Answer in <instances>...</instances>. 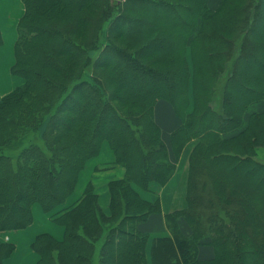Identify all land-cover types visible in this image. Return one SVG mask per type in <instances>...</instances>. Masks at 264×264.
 I'll return each instance as SVG.
<instances>
[{
  "label": "trees",
  "instance_id": "obj_1",
  "mask_svg": "<svg viewBox=\"0 0 264 264\" xmlns=\"http://www.w3.org/2000/svg\"><path fill=\"white\" fill-rule=\"evenodd\" d=\"M211 1L23 0V82L0 100V230L66 204L104 142L125 168L110 213L91 180L62 207L64 237L39 234L37 264H264V0ZM160 100L180 117L170 145ZM190 143L186 205L151 240L140 224L162 205L136 186L166 185ZM14 250L0 241V264Z\"/></svg>",
  "mask_w": 264,
  "mask_h": 264
},
{
  "label": "crops",
  "instance_id": "obj_2",
  "mask_svg": "<svg viewBox=\"0 0 264 264\" xmlns=\"http://www.w3.org/2000/svg\"><path fill=\"white\" fill-rule=\"evenodd\" d=\"M8 2H12L13 4L15 0H0V29L3 36V42L0 44V64L2 63L4 66L0 69V100L4 95L15 89L20 82L22 83V78L12 72V66L15 63L17 24L22 14L18 13L19 16L10 14L7 6ZM16 2L21 4V10L24 14L25 7L23 0H16ZM255 108L263 109L264 101L255 103ZM155 118L162 128L164 140L170 145L171 134L180 124V117L171 103L166 100H160L155 107ZM193 145V143H190L187 148L190 146L192 148ZM187 148L179 159L176 173L166 185L153 183L148 190L136 186V189L143 198L149 201H156L159 198L162 205L161 212L152 214L146 222L140 224L141 229L150 234L151 240L155 236L169 235L166 214L185 207L188 180L187 170L190 155L189 153L186 160ZM98 166L99 168H97ZM124 174L125 168L114 162L112 149L107 142H104L100 153L88 161L86 168L82 172L78 189L73 195V202L81 195L86 183L91 180L95 185L102 209L106 213H110L111 192L109 182L112 179L123 177ZM179 174L182 177L179 194L171 202H168L167 188L174 180L179 178ZM61 209L62 207L55 209L56 215L52 217V213L46 212L40 204L36 203L32 207L34 220L29 226L16 230H0V241H6L15 245V250L10 256L5 258L4 264H37L39 254L32 247L36 237L46 232L52 234L57 239L64 237V226L58 224L54 219L59 215ZM151 244L152 242L150 241L148 246L149 261L151 259ZM212 255L213 248L210 245L201 246V257L209 258Z\"/></svg>",
  "mask_w": 264,
  "mask_h": 264
},
{
  "label": "rangeland",
  "instance_id": "obj_3",
  "mask_svg": "<svg viewBox=\"0 0 264 264\" xmlns=\"http://www.w3.org/2000/svg\"><path fill=\"white\" fill-rule=\"evenodd\" d=\"M114 1H115V2H119L120 4L124 3L125 1L127 2V0H114ZM13 6H14V8L10 10V14H12L13 16H19L18 13L23 15L22 10H21V7H22V6H21L20 3L16 2V0H15V2H13ZM18 23H19V21H18ZM17 37H18V24H17ZM116 40H117V42H119V43L122 42L121 37H118ZM122 43H123V42H122ZM89 74H90V73H89ZM88 76H89V75H88ZM22 82H23V80H22ZM20 84H21V82H20ZM130 85L132 86L133 89H135V85H133V84H130ZM15 88H16V87H15ZM129 88L131 89L130 86H129ZM10 92H11V91H10ZM254 109H256V108H254ZM257 151H258L261 155H264V148H258ZM87 164H88V163H87ZM86 166H87V165H86ZM85 168H86V167H85ZM97 168H99V166H98ZM120 178H122V177H120ZM75 197H76V194H75ZM73 201H74V196H71L66 204H64V205H62V206H60V207L58 206V208L66 207V205L72 204ZM185 205H186V204H185ZM56 209H57V207H56ZM62 209H63V208H62ZM50 213H52V215H53L52 217H54V216L56 215V210L54 209V210L51 211ZM181 222L183 223V218H182V217H181ZM58 224H59V223H58Z\"/></svg>",
  "mask_w": 264,
  "mask_h": 264
},
{
  "label": "bare ground",
  "instance_id": "obj_4",
  "mask_svg": "<svg viewBox=\"0 0 264 264\" xmlns=\"http://www.w3.org/2000/svg\"><path fill=\"white\" fill-rule=\"evenodd\" d=\"M219 0H212L211 1V5L212 6H216V4L218 3ZM7 6H8V9L9 11L11 9L14 8L12 2H8L7 3ZM3 64L1 63L0 64V69H2ZM193 104H191V107L190 109L192 108ZM190 149H191V146L189 148H187L186 150V160H187V157L190 153ZM181 175L179 174V178H177L176 180H174L167 188V196H168V202H171L173 199L176 198V196L179 194V191H180V188H181V184H182V177H180ZM172 204V203H171Z\"/></svg>",
  "mask_w": 264,
  "mask_h": 264
}]
</instances>
